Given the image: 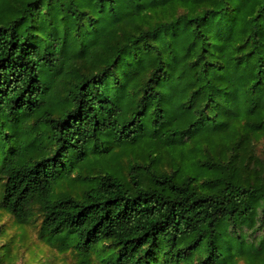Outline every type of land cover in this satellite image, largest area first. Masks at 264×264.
<instances>
[{
  "label": "trees",
  "instance_id": "16d2710c",
  "mask_svg": "<svg viewBox=\"0 0 264 264\" xmlns=\"http://www.w3.org/2000/svg\"><path fill=\"white\" fill-rule=\"evenodd\" d=\"M36 210L77 264H264V0H0V216Z\"/></svg>",
  "mask_w": 264,
  "mask_h": 264
},
{
  "label": "rangeland",
  "instance_id": "374dc122",
  "mask_svg": "<svg viewBox=\"0 0 264 264\" xmlns=\"http://www.w3.org/2000/svg\"><path fill=\"white\" fill-rule=\"evenodd\" d=\"M42 217L38 210L35 219L26 227H18L13 219L6 214L0 216V245L10 244L17 255L16 264H41L44 261L51 264H77L76 254L68 251L59 253L55 246H50L39 238V228ZM102 256L107 253L90 256L91 264L102 263Z\"/></svg>",
  "mask_w": 264,
  "mask_h": 264
}]
</instances>
